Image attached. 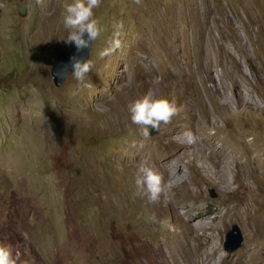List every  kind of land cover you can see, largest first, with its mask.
I'll return each instance as SVG.
<instances>
[{
    "label": "rangeland",
    "instance_id": "374dc122",
    "mask_svg": "<svg viewBox=\"0 0 264 264\" xmlns=\"http://www.w3.org/2000/svg\"><path fill=\"white\" fill-rule=\"evenodd\" d=\"M71 2L0 0V242L18 264H264V0H102L91 71L56 87ZM117 21L122 45L101 57ZM150 89L183 112L144 140L129 105ZM145 158L168 202L136 194Z\"/></svg>",
    "mask_w": 264,
    "mask_h": 264
},
{
    "label": "clouds",
    "instance_id": "9594fccd",
    "mask_svg": "<svg viewBox=\"0 0 264 264\" xmlns=\"http://www.w3.org/2000/svg\"><path fill=\"white\" fill-rule=\"evenodd\" d=\"M139 4L140 0H134ZM102 0H72L63 5V25L68 30L66 43L74 44L77 50L89 48L101 36L103 28L96 18L94 10L101 6ZM123 21L113 24L114 31L108 38L107 46L100 52L101 57L113 54L122 45ZM85 36L87 38H85ZM92 62L73 57L72 75L77 81H83L91 71ZM131 123L136 126L139 135L147 140L150 138V129L159 131L161 125L167 126L173 119L180 116L183 106L178 105L175 98L157 97L150 89L143 96L129 105ZM187 144H195L198 137L191 130L182 133ZM136 194L146 197L150 204H157L163 197L168 202L174 194V184L166 180L164 174L155 163L148 159L141 160L137 165L135 176ZM151 222L158 223L161 229L173 231L174 226L167 219L157 221L155 215L149 217ZM0 264H18L12 245L0 242Z\"/></svg>",
    "mask_w": 264,
    "mask_h": 264
},
{
    "label": "water",
    "instance_id": "95a60500",
    "mask_svg": "<svg viewBox=\"0 0 264 264\" xmlns=\"http://www.w3.org/2000/svg\"><path fill=\"white\" fill-rule=\"evenodd\" d=\"M18 12L21 17H25V6L21 5ZM85 38L87 37L85 36ZM92 46L83 50H77L74 44H68V46L56 56L51 68V76L56 87H61L67 78L72 75L73 57L84 61L88 60L90 58ZM154 134L153 132L151 135ZM213 197H215V194H213ZM243 245L244 239L242 233L238 226H234L226 236L225 250L228 253H233Z\"/></svg>",
    "mask_w": 264,
    "mask_h": 264
},
{
    "label": "bare ground",
    "instance_id": "6f19581e",
    "mask_svg": "<svg viewBox=\"0 0 264 264\" xmlns=\"http://www.w3.org/2000/svg\"><path fill=\"white\" fill-rule=\"evenodd\" d=\"M198 28V27H197ZM201 31V30H200ZM208 36V35H207ZM206 36V37H207ZM196 37V36H195ZM202 37H204V36H202V35H200V41L202 40ZM198 38V37H197ZM209 38V37H208ZM196 41V40H195ZM198 43V42H197ZM199 44V43H198ZM210 44V43H209ZM199 50L204 54L205 52H206V50H204V51H202L203 50V46H199ZM234 73V72H233ZM232 73V74H233ZM233 79H235L236 81H237V84H240V82H239V79H236L235 77H234V74H233ZM238 88H240V85H239V87ZM240 91H241V89H240ZM238 101H239V105L240 106H242V105H244V107H247L248 106V104L250 103V100L248 99V97H247V100L246 99H239V97H238ZM252 101V100H251ZM206 111V110H205ZM207 137H209L208 135H207ZM159 156V155H158ZM152 157H155V156H152ZM158 159V158H157ZM159 159H160V156H159ZM158 159V160H159ZM223 162H219L218 161V164H222ZM185 199H187V195L185 196ZM195 237L198 239V241H200L201 239H203L204 240V242L203 243H205V240H206V242H207V239L209 238L208 237V234H207V232H203V233H199V232H196V234H195ZM175 244H176V248H177V250L179 251V253L180 254H184V253H186L187 251H186V245L188 244V238H187V236L186 235H178V236H176L175 237ZM175 251H177L176 249H174ZM215 254V253H214Z\"/></svg>",
    "mask_w": 264,
    "mask_h": 264
}]
</instances>
